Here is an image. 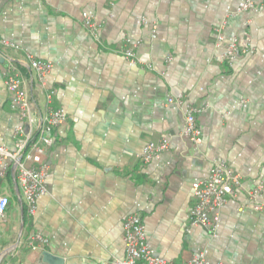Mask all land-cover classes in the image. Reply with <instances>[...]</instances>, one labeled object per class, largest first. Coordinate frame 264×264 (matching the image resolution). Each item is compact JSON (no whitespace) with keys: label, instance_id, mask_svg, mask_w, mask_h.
Segmentation results:
<instances>
[{"label":"crops","instance_id":"obj_1","mask_svg":"<svg viewBox=\"0 0 264 264\" xmlns=\"http://www.w3.org/2000/svg\"><path fill=\"white\" fill-rule=\"evenodd\" d=\"M242 2L0 0V38L19 46L0 49L17 59L40 107L54 89L53 105L68 115L45 156L49 193L37 213L24 216L12 199L0 222L1 264H108L125 254L123 223L133 213L152 252L174 264L201 252L206 264H264V5L235 13ZM85 13L101 23L100 42ZM234 38L249 51L229 64L224 51ZM125 45L133 60L117 52ZM27 52L53 63L45 89ZM8 68L0 57V144L13 149L20 119ZM178 100L200 108L199 145L182 134ZM163 138L169 149L143 163L145 144ZM221 160L242 186L212 234L189 224L192 184ZM259 185L262 196L251 199ZM16 229L24 242H10ZM34 234L48 244L29 245Z\"/></svg>","mask_w":264,"mask_h":264},{"label":"built area","instance_id":"obj_2","mask_svg":"<svg viewBox=\"0 0 264 264\" xmlns=\"http://www.w3.org/2000/svg\"><path fill=\"white\" fill-rule=\"evenodd\" d=\"M263 5L264 0H243L235 13L261 9ZM83 22L94 39L100 42L101 23L87 13L84 14ZM219 38H221L220 34ZM0 46L19 48L18 45L2 38H0ZM247 51L249 47H241L239 40L234 38L225 48L224 59L229 64H233L241 53ZM117 52L130 60L135 57L133 47L128 45L118 48ZM0 57L9 62L5 85L11 106L18 112L20 119L14 132L15 147L9 149L0 144V222H2L7 216L12 199L16 200L29 217L37 213L38 199L49 193L47 178L50 164L45 160V156L54 144L55 130L67 121L68 115L65 108L53 105L54 89L45 91V106L40 107L33 97L27 78L17 64V59L5 53L2 48ZM25 59L33 73V78L39 86L45 89L47 76L52 70L53 63L36 58L28 52ZM173 101L170 99V102ZM177 102L185 106V123L182 134L194 145H199L202 142V130L197 123L200 108L183 100ZM168 149L169 140L167 138L158 142H147L140 156L141 161L147 164ZM241 186L242 175L237 170L224 160L215 163L206 178L192 184L193 205L189 212V224L216 234L220 210L228 200L238 195ZM262 194V185L249 192L250 198L254 200ZM254 208L261 210L263 204H256ZM31 239L29 245L32 247L35 241L43 246L48 244V239L41 234H34ZM123 240L124 256L113 258L108 264H174L152 252L144 219L140 213H133L126 217L123 223ZM184 264H206L205 255L203 252L195 254Z\"/></svg>","mask_w":264,"mask_h":264},{"label":"rangeland","instance_id":"obj_3","mask_svg":"<svg viewBox=\"0 0 264 264\" xmlns=\"http://www.w3.org/2000/svg\"><path fill=\"white\" fill-rule=\"evenodd\" d=\"M13 236L10 238V242H12V243H16V242H20L21 241V239H22V233H18V231H17V229L16 230H14L13 231ZM24 238L25 237H23V242H24Z\"/></svg>","mask_w":264,"mask_h":264},{"label":"water","instance_id":"obj_4","mask_svg":"<svg viewBox=\"0 0 264 264\" xmlns=\"http://www.w3.org/2000/svg\"><path fill=\"white\" fill-rule=\"evenodd\" d=\"M49 255V254H48ZM50 259H51V261L50 262H52L53 263V256L52 255H50Z\"/></svg>","mask_w":264,"mask_h":264},{"label":"trees","instance_id":"obj_5","mask_svg":"<svg viewBox=\"0 0 264 264\" xmlns=\"http://www.w3.org/2000/svg\"><path fill=\"white\" fill-rule=\"evenodd\" d=\"M26 215V213H24V216Z\"/></svg>","mask_w":264,"mask_h":264}]
</instances>
